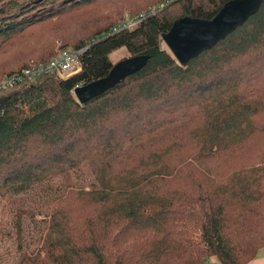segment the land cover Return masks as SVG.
<instances>
[{
    "label": "trees",
    "instance_id": "obj_1",
    "mask_svg": "<svg viewBox=\"0 0 264 264\" xmlns=\"http://www.w3.org/2000/svg\"><path fill=\"white\" fill-rule=\"evenodd\" d=\"M228 1L0 0V78L85 48L79 72L0 91L16 264H248L264 252V2L186 65L162 41L175 20L212 19ZM121 47L146 62L80 103L75 87L107 76ZM38 214L28 250L25 218Z\"/></svg>",
    "mask_w": 264,
    "mask_h": 264
},
{
    "label": "water",
    "instance_id": "obj_2",
    "mask_svg": "<svg viewBox=\"0 0 264 264\" xmlns=\"http://www.w3.org/2000/svg\"><path fill=\"white\" fill-rule=\"evenodd\" d=\"M264 0H230L212 19L184 16L174 21L162 35L170 51L186 65L203 51L212 48L256 14ZM146 62L143 56H128L116 63L110 73L100 79L75 87L74 93L84 104L118 84L127 74Z\"/></svg>",
    "mask_w": 264,
    "mask_h": 264
},
{
    "label": "rangeland",
    "instance_id": "obj_3",
    "mask_svg": "<svg viewBox=\"0 0 264 264\" xmlns=\"http://www.w3.org/2000/svg\"><path fill=\"white\" fill-rule=\"evenodd\" d=\"M18 1L19 2H27V1L30 2L31 0H18ZM154 6L155 5L150 6L149 8L143 11H146ZM127 13H130V12H127ZM137 13H140V12H137ZM130 14H136V13H130ZM56 43L59 45L60 41L58 40L56 41ZM163 46L168 48L165 42H163ZM128 56L130 55L125 47H121L113 51L109 55L111 61L114 63H118ZM76 176H77V181L79 184L88 185L89 177L87 174L81 173L80 176L78 175ZM14 207L15 206L14 204H12L11 200L0 199V264H16L17 259H18L17 233H16V226H15ZM42 220H43V217L41 214H38L37 216L33 218L32 217L25 218L24 245L26 249L32 250L38 246L40 238L43 233L44 226H45V223H43ZM213 259H216V258L213 257ZM216 261L218 260L216 259Z\"/></svg>",
    "mask_w": 264,
    "mask_h": 264
},
{
    "label": "built area",
    "instance_id": "obj_4",
    "mask_svg": "<svg viewBox=\"0 0 264 264\" xmlns=\"http://www.w3.org/2000/svg\"><path fill=\"white\" fill-rule=\"evenodd\" d=\"M164 5V3H161L146 11L136 14L127 13L124 19L113 27L112 33L134 29L141 24L147 16L155 14ZM84 51L85 48H67L60 50L57 55L45 63L38 64L33 62L31 65L19 72L0 78V91L6 88L14 87L26 81H34L45 74L58 73L63 78L69 77L81 70V54Z\"/></svg>",
    "mask_w": 264,
    "mask_h": 264
},
{
    "label": "crops",
    "instance_id": "obj_5",
    "mask_svg": "<svg viewBox=\"0 0 264 264\" xmlns=\"http://www.w3.org/2000/svg\"><path fill=\"white\" fill-rule=\"evenodd\" d=\"M219 261H216V259L210 258L208 261V264H220ZM248 264H264V252L260 251L256 258H254L251 262Z\"/></svg>",
    "mask_w": 264,
    "mask_h": 264
}]
</instances>
